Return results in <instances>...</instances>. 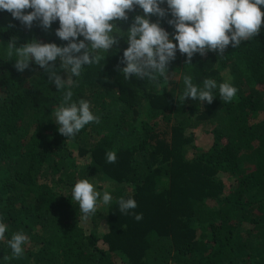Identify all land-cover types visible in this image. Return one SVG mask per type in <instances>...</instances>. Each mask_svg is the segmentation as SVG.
Listing matches in <instances>:
<instances>
[{"label": "trees", "instance_id": "1", "mask_svg": "<svg viewBox=\"0 0 264 264\" xmlns=\"http://www.w3.org/2000/svg\"><path fill=\"white\" fill-rule=\"evenodd\" d=\"M138 14L136 8L116 21L120 31L126 33ZM171 18L150 20L171 38ZM58 27L57 21L45 29L37 20L29 28L0 11V44L15 39L18 46L33 40L65 46L55 35ZM127 47L126 37H118L72 89L73 99L90 101L100 117L72 139L57 130L52 112L63 93L48 74L34 63L18 72L15 56L0 49V217L8 225L0 260L264 264V23L223 57L197 53L189 65L177 51L158 87L146 78L124 79ZM185 73L200 87L204 79L229 82L238 89L236 98L225 102L216 90L211 104L183 101ZM199 131L212 137L207 150L195 145ZM108 151L116 152L114 163L107 161ZM82 178L113 197L106 215L104 205L87 222L71 195ZM120 197L134 198L137 208L121 213ZM21 230L29 240L23 255L12 257L7 240Z\"/></svg>", "mask_w": 264, "mask_h": 264}, {"label": "clouds", "instance_id": "2", "mask_svg": "<svg viewBox=\"0 0 264 264\" xmlns=\"http://www.w3.org/2000/svg\"><path fill=\"white\" fill-rule=\"evenodd\" d=\"M261 6L264 0H0V11L6 10L13 20L26 27L30 28L39 20L41 26L48 29L58 21L55 35L67 42L65 46H58L33 40L18 46L13 39L7 45L0 44V49L6 50L9 57L15 56L18 72H24L34 63L48 74V82L63 93V102L52 112L59 126L57 130L72 139L86 125L100 122L90 101L74 100L72 89L78 86L86 67L105 59L106 53L118 44V37H126L128 44L121 61L125 65L122 68L124 79L146 78L158 87V78L169 76L168 66L176 58L177 51L186 54L190 65L197 53L204 56L207 52H216L223 57L229 46L237 49L255 37L264 23ZM136 8L143 14L135 15L129 30L121 32L116 21L127 20L128 12ZM169 14L172 18L167 22L174 29L171 38L159 22L150 20L153 15L163 19ZM57 60L59 68L55 67ZM193 79L190 73L183 75V101L191 98L211 104L216 90L225 102L236 98L238 89L229 82L204 79L200 87ZM116 158L115 151L106 153L109 163H114ZM71 195L78 202L80 219L84 222L101 204L107 206L113 199L110 191H98L88 178L76 181ZM117 203L120 212L126 215L137 208L132 197H120ZM134 215L137 221L143 218L142 214ZM7 232L8 225L0 217V241L5 240ZM28 240L23 230L11 234L7 246L12 257L23 255Z\"/></svg>", "mask_w": 264, "mask_h": 264}, {"label": "rangeland", "instance_id": "3", "mask_svg": "<svg viewBox=\"0 0 264 264\" xmlns=\"http://www.w3.org/2000/svg\"><path fill=\"white\" fill-rule=\"evenodd\" d=\"M211 143H212L211 135L206 134L204 131H199V132L196 133V142H195L196 146L200 147L201 149L207 150L211 146ZM102 206H104V205L101 204L97 208V210H100ZM108 206L109 205L104 206L105 209L102 210L103 211V215L104 214L106 215Z\"/></svg>", "mask_w": 264, "mask_h": 264}]
</instances>
